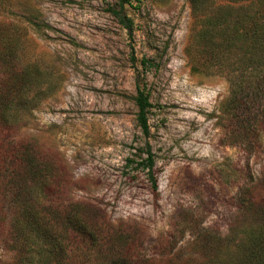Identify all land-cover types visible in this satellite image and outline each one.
Returning <instances> with one entry per match:
<instances>
[{
    "label": "rangeland",
    "instance_id": "374dc122",
    "mask_svg": "<svg viewBox=\"0 0 264 264\" xmlns=\"http://www.w3.org/2000/svg\"><path fill=\"white\" fill-rule=\"evenodd\" d=\"M114 5L0 0V81L12 67L29 81L28 105L17 108L19 123L2 135L33 144L59 168L64 203L95 206L114 227H139L147 255L168 252L186 233L173 253L183 262L203 230L228 235L239 189L264 175V151L231 145L227 80L212 69L193 70L209 61L191 0L127 5L121 13L130 30ZM139 86L152 105L148 137L137 122ZM146 144L156 191L134 156ZM9 244L1 232L0 264L15 263Z\"/></svg>",
    "mask_w": 264,
    "mask_h": 264
},
{
    "label": "trees",
    "instance_id": "16d2710c",
    "mask_svg": "<svg viewBox=\"0 0 264 264\" xmlns=\"http://www.w3.org/2000/svg\"><path fill=\"white\" fill-rule=\"evenodd\" d=\"M114 1L115 16L130 30L132 22L121 11L140 0ZM191 4L202 17L209 61L206 66L196 63L193 70L212 69L227 80L229 98L223 112L231 118V145L264 151V0ZM0 82V233L15 251L14 264H264V175L239 189L237 213L227 236L215 238L203 230L183 262L173 253L186 233L179 241L174 237L168 252L147 255L139 227H114L95 206L64 203L59 168L33 144H15L2 135L19 123L17 108L28 105L29 81L25 72L12 67ZM134 100L138 125L148 137L149 96L139 86ZM134 156L156 191L151 148L146 144ZM135 162L127 160L129 165Z\"/></svg>",
    "mask_w": 264,
    "mask_h": 264
}]
</instances>
